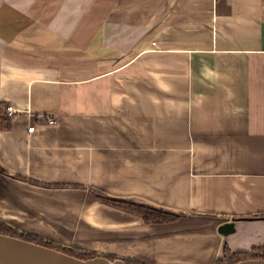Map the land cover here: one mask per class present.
Returning a JSON list of instances; mask_svg holds the SVG:
<instances>
[{
    "label": "crops",
    "instance_id": "0c3cea01",
    "mask_svg": "<svg viewBox=\"0 0 264 264\" xmlns=\"http://www.w3.org/2000/svg\"><path fill=\"white\" fill-rule=\"evenodd\" d=\"M2 104L15 113L0 130V219L19 231L143 264L264 244V0H0ZM91 190L179 213L185 229L253 219L225 242H87L92 226L156 225Z\"/></svg>",
    "mask_w": 264,
    "mask_h": 264
},
{
    "label": "water",
    "instance_id": "95a60500",
    "mask_svg": "<svg viewBox=\"0 0 264 264\" xmlns=\"http://www.w3.org/2000/svg\"><path fill=\"white\" fill-rule=\"evenodd\" d=\"M7 178L0 168V186ZM113 201H121L117 198H110ZM124 201V200H123ZM142 205V204H140ZM156 211L167 212L158 208L148 205H142ZM177 220L157 223L156 225L145 231L135 230H110L98 227H89L91 236L94 237L87 242L91 241H136L142 238L153 237H166L177 235L186 231H211L221 236L224 240L228 237L236 235L240 230L243 223L253 218H228L226 216L207 217L203 219L207 221L206 224L185 229L180 224L181 217L179 213H171ZM84 240H82L83 242ZM0 264H128L122 259L109 260L104 256H96L89 259H78L66 253L58 251L53 248L41 246L32 242L24 241L8 235L0 234ZM235 264H264V258L247 259Z\"/></svg>",
    "mask_w": 264,
    "mask_h": 264
},
{
    "label": "trees",
    "instance_id": "16d2710c",
    "mask_svg": "<svg viewBox=\"0 0 264 264\" xmlns=\"http://www.w3.org/2000/svg\"><path fill=\"white\" fill-rule=\"evenodd\" d=\"M56 62H54L55 64ZM58 65V63H57ZM54 67H56L54 65ZM2 106V112L0 113V130H7L10 127V119L7 116L5 110L6 107L5 105ZM19 180L21 181H26L31 184H36L35 182L31 180H26L24 178L18 177ZM44 187H49V188H57L59 186H49L46 185ZM91 193L96 196V198L102 202L109 203L110 205H114L116 207L122 208L124 210L132 211L140 215L145 223H165L169 222L168 220L170 219L171 214L168 212H162V211H155L151 210L150 208L144 207L142 205H137V204H131L123 201H113L108 199V197L104 196L98 191L91 190ZM0 234L8 235L14 238H18L24 241L32 242L41 246L49 247L56 249L58 251H61L63 253H66L70 256H73L78 259H89L93 258L96 256H104L108 258L109 260H115L118 259V257L114 255H109V254H99L96 251L93 250H86L80 247H69L65 245H60L58 243L42 239L40 237L34 236L32 234H28L25 232H21L18 229L12 227L11 225L7 224L3 220L0 219ZM259 258H264V246H253L250 250L248 251H231L228 247H225L223 250V255L216 259L214 264H235L237 262L247 260V259H259ZM125 262L128 264H143L140 262H136L130 259H124Z\"/></svg>",
    "mask_w": 264,
    "mask_h": 264
},
{
    "label": "rangeland",
    "instance_id": "374dc122",
    "mask_svg": "<svg viewBox=\"0 0 264 264\" xmlns=\"http://www.w3.org/2000/svg\"><path fill=\"white\" fill-rule=\"evenodd\" d=\"M152 210V209H151ZM156 211V210H155ZM158 212V211H157ZM11 224V223H10ZM12 225V224H11ZM245 238V237H244ZM49 241H53V240H49ZM251 243H257V241H250V238L248 237V239H247V241L245 242V243H243V245H244V248L243 249H245V250H247V249H249V246L251 245ZM72 244V245H71ZM71 244H69V245H65V246H69V247H71V246H73V244L74 243H71ZM61 245V244H60ZM83 245V246H82ZM77 246V245H76ZM79 247H82L83 249H86V250H93V251H95L96 250V252L97 251H99V252H97V253H99V254H103V253H105V254H109V255H114V256H116V257H118V258H123V255H125V256H127L126 254H128L127 252H124V251H122L121 249H114V251L112 252V251H110V247H109V245L107 244L106 246H96V245H86V244H80V245H78ZM74 247V246H73ZM96 248V249H95ZM173 250H176V248H172ZM103 252V253H102ZM130 257V256H129Z\"/></svg>",
    "mask_w": 264,
    "mask_h": 264
},
{
    "label": "built area",
    "instance_id": "2783aa9c",
    "mask_svg": "<svg viewBox=\"0 0 264 264\" xmlns=\"http://www.w3.org/2000/svg\"><path fill=\"white\" fill-rule=\"evenodd\" d=\"M5 112H6V114H7L8 117H12V116L14 115V113H15V112H14V109H13L11 106H7ZM47 123H48L49 125H51V124H54L55 121L52 120V119H49V120L47 121ZM33 130H34V127H33V126H31V127L28 128V131H29V132H33Z\"/></svg>",
    "mask_w": 264,
    "mask_h": 264
},
{
    "label": "flooded vegetation",
    "instance_id": "af4514ba",
    "mask_svg": "<svg viewBox=\"0 0 264 264\" xmlns=\"http://www.w3.org/2000/svg\"><path fill=\"white\" fill-rule=\"evenodd\" d=\"M169 213V212H168ZM171 214V213H170ZM176 219V217H174L172 214H171V216H170V219L168 220V221H173V220H175ZM260 246H264V244H262V245H260Z\"/></svg>",
    "mask_w": 264,
    "mask_h": 264
}]
</instances>
